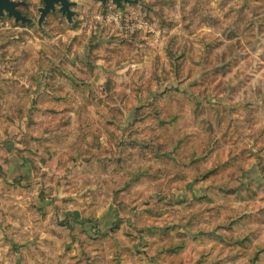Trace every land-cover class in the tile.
<instances>
[{
	"label": "rangeland",
	"instance_id": "rangeland-1",
	"mask_svg": "<svg viewBox=\"0 0 264 264\" xmlns=\"http://www.w3.org/2000/svg\"><path fill=\"white\" fill-rule=\"evenodd\" d=\"M78 1L0 21V264H264V0Z\"/></svg>",
	"mask_w": 264,
	"mask_h": 264
},
{
	"label": "flooded vegetation",
	"instance_id": "flooded-vegetation-1",
	"mask_svg": "<svg viewBox=\"0 0 264 264\" xmlns=\"http://www.w3.org/2000/svg\"><path fill=\"white\" fill-rule=\"evenodd\" d=\"M37 1L39 3H41L39 6H31V4L28 2V0H12V3L9 2V1L2 0V3L8 5L10 9H13L14 11L20 12L23 16L27 17L28 20L26 21V23H23L22 21L16 22V18L9 16L7 11H6L5 16L2 19H10V20H12L15 23H21V24L37 23L36 25L40 26V25H43L46 22L47 18L51 14L56 13L58 11H60L63 14V16L67 17L66 14H64L61 11V8H62V5H63L62 3L63 2L67 3V0H58L59 2L55 3V6H56L55 9L51 10V12L46 17H44L42 19V22L40 23V19L42 18L41 9H43L46 6V0H37ZM69 1L76 3V5L72 7L73 10H74V8L79 6V1L78 0H69ZM97 1L102 3V0H97ZM124 2H130V1L129 0H122V5H123ZM108 3H111V1H108L106 4H108ZM115 5L117 6V4H115ZM74 11H76V10H74ZM76 15H77V11H76Z\"/></svg>",
	"mask_w": 264,
	"mask_h": 264
},
{
	"label": "water",
	"instance_id": "water-1",
	"mask_svg": "<svg viewBox=\"0 0 264 264\" xmlns=\"http://www.w3.org/2000/svg\"><path fill=\"white\" fill-rule=\"evenodd\" d=\"M5 1H9L12 3V0H5ZM108 1H111L115 4H117L118 7H121L122 6V0H102V4L103 5H106V3ZM130 2H138L139 0H129ZM56 2H59L58 0H46V6L41 9L42 11V18L40 19V23L42 22V19L44 17H46L50 12L51 10H54L55 9V3ZM62 8H61V11L66 14V18L68 20L69 23H72L74 20V16L76 15V12L72 9L73 6L76 5L75 2H71L69 0H67V3L66 2H63L62 3ZM6 11L7 13L9 14V16L11 17H15L16 18V22H20L22 21L23 23H26V21L28 20L27 17L23 16L20 12L18 11H14L13 9H10L8 5L2 3V0H0V21L2 20V18L5 16L6 14Z\"/></svg>",
	"mask_w": 264,
	"mask_h": 264
},
{
	"label": "trees",
	"instance_id": "trees-1",
	"mask_svg": "<svg viewBox=\"0 0 264 264\" xmlns=\"http://www.w3.org/2000/svg\"><path fill=\"white\" fill-rule=\"evenodd\" d=\"M204 124H205V126H206L210 131H213V124H212L211 122H209V121H205ZM219 190H220V191H223L222 188H220V187H219ZM64 222H66V220H65ZM176 250H177V247H176V246H174V247H172V248L169 249L170 252H174V251H176Z\"/></svg>",
	"mask_w": 264,
	"mask_h": 264
}]
</instances>
